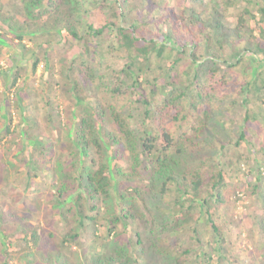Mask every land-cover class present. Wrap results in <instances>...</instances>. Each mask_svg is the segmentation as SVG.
I'll list each match as a JSON object with an SVG mask.
<instances>
[{"label":"trees","instance_id":"obj_1","mask_svg":"<svg viewBox=\"0 0 264 264\" xmlns=\"http://www.w3.org/2000/svg\"><path fill=\"white\" fill-rule=\"evenodd\" d=\"M12 1L23 3V27L38 24L42 33H57L62 26L70 35L66 33L65 40L72 37L82 44L83 52L71 63H61L60 75L65 72L63 85L77 103L83 102L85 93L95 96L68 130L71 160L58 158L50 167L42 166L33 157L35 152L51 160L57 155L55 144L38 135L31 140L39 151L28 156L25 188L31 190L36 184L32 179L39 174L56 179L48 184L53 191L44 198L52 206L41 222L37 212L19 209L8 202L9 194L2 196L0 264H264V255H252L245 262L229 258L225 231L232 221L223 220L229 203L240 199L239 186L227 188L225 165L264 157V137L259 144L247 140L251 130L247 124L264 122V117L245 112L246 125L235 145L248 142L250 149L229 159V146L218 147L216 134L222 101L216 100L215 85L200 76L201 71L207 73L209 59L221 58L224 49L222 5L246 3L238 14L237 35L243 39L248 26L253 41H247L246 50L264 58V0ZM187 3L194 8L189 5L181 11ZM106 11L112 15L91 21L95 12ZM1 13L0 20L11 32L23 33ZM112 30L117 31L114 43L105 39ZM43 60L50 77L46 85L51 86L57 81L54 55L36 56L31 71L36 74ZM21 74L16 71L14 84ZM259 80L260 84L253 83L256 94L264 90L263 76ZM243 102L246 108L248 97ZM10 108L8 104L6 109ZM177 129L181 134L176 137ZM14 134L10 126L2 139L15 140ZM216 154L228 161L220 166ZM182 155L193 157L190 168ZM7 164L0 163V183L8 180ZM196 201L205 208V224L212 229L208 253L194 252L190 244L176 239L188 232L194 243L199 241L191 227ZM260 203L256 226L264 234V198ZM57 217L64 226L59 232L47 231L45 224L53 225Z\"/></svg>","mask_w":264,"mask_h":264},{"label":"rangeland","instance_id":"obj_2","mask_svg":"<svg viewBox=\"0 0 264 264\" xmlns=\"http://www.w3.org/2000/svg\"><path fill=\"white\" fill-rule=\"evenodd\" d=\"M2 4H6V10L3 9ZM22 4L20 2L15 5L12 0H0V13L4 11L1 15L12 18L16 24L23 28L22 34L17 33L19 31L11 32L8 23L5 24L0 20V31H3L2 34H4L0 37V140L5 129L10 126L11 130H15L14 136H16L15 140L7 137L6 141L3 138L0 142V163L8 162L6 172L8 180L0 183V199L9 194V198H6L9 203H14L19 209L26 208L37 212L38 220L44 222L45 215L48 213L47 208L52 206V203H48L44 198L48 192L51 193L52 188L48 184H52L56 179H46L44 174H39L38 178L32 179V183L36 184L31 186V190H26L25 182L28 171L26 163L30 152L32 151L33 154L36 149L35 146H32L34 144L31 143V140L38 135V138H51L55 144L57 155L51 160L49 157L35 152L33 157L40 165L50 167L51 164L56 163L58 158L63 161L71 160L66 149L70 145V140L67 139L68 130L74 128L81 110L88 106L90 100H94L95 95L85 93L83 102L77 103L63 85L65 84V72H61L60 75L61 63L64 64V61H66L65 64L71 63L76 58L75 56L83 52L82 44L77 43L72 37L66 38V41L64 35L67 32L65 33L62 26L57 33L54 31L42 33L38 24L31 28L23 27L26 12ZM189 5L194 8L193 4L187 3L183 4L180 10L182 11ZM245 6L246 3L241 1L240 4L222 5L220 8V13L224 14L221 20L227 28L224 49L221 52V58L209 59L207 73L204 74V71H201L200 74L201 78H207L215 85L216 100L222 101L221 114L217 116L219 120L216 123L218 125L216 134L219 138V143H217L218 147L227 143L230 149L227 155L229 159L230 156L238 157L237 153H248L250 149L248 142H243L237 146L238 148L235 145V141L246 125L245 112L249 110L251 116L264 117V90L259 94L252 91L253 83L260 84L258 79L260 76L264 78V58L246 50L247 41H253L250 38L249 27H246V35L243 39L238 37L236 30L238 14ZM198 7L196 6L195 9L201 11ZM145 8V4L140 6L142 12L145 11ZM110 15L112 14L109 11L95 12L91 16V21L103 20ZM249 21H251L250 18ZM56 25L54 24V26ZM24 31L26 32L24 33ZM116 37L117 31L112 30L105 39L114 43ZM47 52L54 55L53 73L57 79L51 86L46 85L50 77L46 72L45 60L41 61L36 74L33 75L31 71V62L34 58L36 56L44 58ZM239 58L242 59L239 65L232 68V64L236 63ZM204 60L201 59V61ZM16 71H21L22 74L14 84ZM161 79L163 86L165 81L164 78ZM246 97L249 102L245 108L243 100ZM233 103L235 105L232 106ZM8 104H10V109H6ZM260 120L247 124V127L251 128L247 137L250 143L259 144L264 137V122ZM198 125L199 122L196 123V126ZM110 128L112 126L108 125V129ZM142 129L143 126L140 125V130ZM178 130L173 133L176 137L181 134L178 133ZM70 134L72 135L73 132L70 131ZM27 136L28 138H26ZM24 141L25 146L22 143ZM20 149L18 156L14 157L13 153L19 152ZM204 150L209 154V149ZM220 157L221 155L216 154L214 159L222 166L224 159L228 161V158ZM195 158L197 159L196 156ZM256 158L257 160L253 158L246 161L236 160L235 165H225L224 170L227 188L230 189L233 185L240 188V199L237 202L229 203L227 216L223 219L227 223L232 221L230 229L225 231L228 239V256L242 262L248 261L252 255L255 258L264 255V234L260 233L259 227L256 226L257 221L260 220L258 216L261 209L260 200L262 202L264 198V157L257 156ZM181 159L187 167H191L193 157L182 155ZM197 161L201 162L200 159ZM253 188L256 191H253ZM234 193L237 194L236 191ZM226 195H228V190ZM231 197L233 198L234 194ZM194 204L197 208V215L191 227L195 226L199 241L194 243L190 237L191 233L189 235L188 232H181L176 239L180 238L186 242L185 244H190L194 252L208 253L211 251L208 242L213 239L212 229L205 224V208L200 206L197 201ZM56 220L53 225L45 224L47 231L59 232L61 230L64 225L59 222L58 217ZM153 228L151 226L150 230Z\"/></svg>","mask_w":264,"mask_h":264}]
</instances>
